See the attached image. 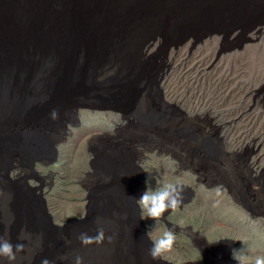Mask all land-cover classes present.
<instances>
[{
  "label": "rangeland",
  "instance_id": "374dc122",
  "mask_svg": "<svg viewBox=\"0 0 264 264\" xmlns=\"http://www.w3.org/2000/svg\"><path fill=\"white\" fill-rule=\"evenodd\" d=\"M257 5L263 9L257 18L264 19V0ZM241 33L213 35L197 44L191 39L171 47L168 54L159 37L145 49L144 68L127 95L113 92L115 84L109 83L107 93H92L95 88L87 94L52 92L36 98L25 112L11 109L24 112L21 115H0V199L14 198L5 208L0 204V236L25 245L15 264H41L44 259L75 264L77 256L83 264H238L234 249L240 255L264 256V212L253 213L231 196L228 184L215 178L214 163L204 159L198 142L199 126L214 119L216 125H225L220 135L223 151L236 161L245 147L264 141V25L252 34ZM115 72L108 69L101 78ZM154 116L157 120L151 119ZM22 121L36 123L40 134L45 129L49 153L29 161L15 151L11 154L16 148L13 125ZM188 128H197V134L181 133ZM118 151L130 160L129 177L144 173V181L136 183L139 198L148 188L172 182L183 186V205L158 221L141 219L142 213L125 217L116 214L121 205L109 192L96 206L103 207L104 216L95 208L87 213L97 182L110 181L105 162ZM33 159L35 171L29 168ZM109 167L115 168L113 162ZM259 188L255 194L264 205ZM3 220L11 227L7 233ZM140 221L151 243L138 230ZM101 227L105 238H112L81 243L82 233L95 236ZM22 228L30 239L18 240ZM166 229L177 234L176 243L154 261L149 249ZM217 251L222 252L218 257ZM0 264L8 261L0 257Z\"/></svg>",
  "mask_w": 264,
  "mask_h": 264
},
{
  "label": "water",
  "instance_id": "95a60500",
  "mask_svg": "<svg viewBox=\"0 0 264 264\" xmlns=\"http://www.w3.org/2000/svg\"><path fill=\"white\" fill-rule=\"evenodd\" d=\"M257 1L0 0V115L24 111L52 92L107 93L109 83L127 95L144 68V51L159 37L168 54L191 39L252 34L264 25ZM111 68L116 72L101 78ZM13 126L16 150L39 148L45 129L40 134L28 121ZM189 129L181 133L191 135Z\"/></svg>",
  "mask_w": 264,
  "mask_h": 264
},
{
  "label": "clouds",
  "instance_id": "9594fccd",
  "mask_svg": "<svg viewBox=\"0 0 264 264\" xmlns=\"http://www.w3.org/2000/svg\"><path fill=\"white\" fill-rule=\"evenodd\" d=\"M53 115L55 117V113H53ZM38 141H40L39 148L38 147L34 148V145H32L30 150H22V149L20 150L19 148H17L16 150V148H11L10 152L11 154L13 153V151H15L16 153H20L25 158L26 161L31 160L33 156H36L38 158L42 156L44 153H49L50 142L48 140L47 134L44 137L38 139ZM137 150H141V146L138 145ZM116 155H118L116 158H113L111 156V158L107 160V162H105V170L107 174L110 176V181L107 183H104L102 181L97 182V184L95 185V189L93 190V192L94 191L96 192V195L89 198L90 203L86 207L87 213L90 212V208H95V212L97 214L104 216L105 212L103 210V207H100L98 209L96 206L100 205L101 198L109 192L112 193V195L116 198V201L121 205V211L116 214H121L125 217L128 216L139 217L140 213H142L143 215L141 219L151 218L155 221H158L169 210L176 211L183 205L184 203L183 186L172 182L162 183L159 187H155L154 189L148 188V190L145 191L139 198L138 197L139 186L136 185V183L138 180H141V182L144 181V177H142L144 173L142 172V174H137L133 177H129V172L131 169L130 160L125 154L119 151L116 153ZM55 156H57L56 150H55V155L53 157ZM9 157L7 159H9ZM112 162L113 165L115 166L114 169L109 167V165ZM35 163L37 162L33 159L29 167L33 171H35L36 168ZM94 175H97V173H95ZM235 176H236L235 180L240 182L239 187H237L235 183L233 185H229L227 183L229 186L226 184L228 189L230 190V193L232 194L231 196L234 197L235 200L237 199L239 201H243L245 203V207L253 213L257 209H259L261 212H264L261 210V208L264 210L263 202L260 203L258 197L256 196L257 194H255V192H260V188L257 185V183L256 182L249 183L247 179L242 178V176L240 175H235ZM217 177L219 178L220 182H225L223 180V175H220L218 173ZM109 187H111V189H109ZM11 199L14 200V198H11L9 196H7V200L0 199V204L2 205V208H5L7 205L11 204V202H13ZM96 201L98 202L97 205H95ZM104 201H107L106 197ZM134 207L137 208L138 210L137 212L134 211ZM14 213L21 216V220L23 222L24 217L23 214H21L22 212L17 211ZM3 223H4V231L5 230L10 231L11 230L10 225L7 227L4 220ZM107 223H110V221H107L105 225ZM25 225H27V222L25 223ZM146 229L147 228L142 223L140 225V229L138 230H141L142 236L144 238H149L147 236ZM33 230L35 231L34 228ZM30 238H31V234L28 233L26 229L22 228L20 231V235L18 236V240L22 241ZM79 238L82 244L87 245L91 243L101 244L103 243L104 239L108 241L112 237L105 238L104 229L101 227L97 229V234L95 236H89L87 233H82ZM176 239H177V234L172 229H166L161 237L152 241V247L149 249V256L151 257V259L154 261L159 260L165 253L172 251L173 246L176 243ZM24 250H25V245L23 243H17L14 245L11 242L10 238H5L0 236V257L6 258L8 264H15V261L17 259V253H21ZM221 253H222L221 251L219 253H216L217 257ZM240 253H241L240 251L234 249L232 254L233 259L238 261V264H247V261L249 260H252L253 264H264V256H255L253 258L247 255H240ZM61 259H64V257H61ZM41 264H51V262L48 261L47 259H44L41 261ZM75 264H83V258L77 256L75 259Z\"/></svg>",
  "mask_w": 264,
  "mask_h": 264
},
{
  "label": "flooded vegetation",
  "instance_id": "af4514ba",
  "mask_svg": "<svg viewBox=\"0 0 264 264\" xmlns=\"http://www.w3.org/2000/svg\"><path fill=\"white\" fill-rule=\"evenodd\" d=\"M264 100V99H263ZM189 120V119H184ZM216 120L214 119L211 123H207L199 126V133L209 136L212 138V143L210 144V160L214 163L215 178L219 180L217 172V162L222 164V156L230 157L231 161H236L234 157L228 156L224 153L222 144L223 140L220 137L224 132L225 125H216ZM192 121V120H190ZM215 122V123H214ZM232 128V127H231ZM197 129V128H195ZM187 132H193L192 134H197V130L192 131V129L187 130ZM230 132V128L227 129ZM246 133V132H245ZM210 138V139H211ZM257 141H255L251 146L244 148V151L239 152L236 164L233 165V176L240 175L242 178L247 179L249 183L256 182L258 186L261 187L262 196H264V141L256 146ZM219 167V166H218ZM137 207V206H136ZM138 208V207H137ZM217 251L216 253H219Z\"/></svg>",
  "mask_w": 264,
  "mask_h": 264
},
{
  "label": "bare ground",
  "instance_id": "6f19581e",
  "mask_svg": "<svg viewBox=\"0 0 264 264\" xmlns=\"http://www.w3.org/2000/svg\"><path fill=\"white\" fill-rule=\"evenodd\" d=\"M144 106H145V102H144ZM143 113L146 114L145 112H143ZM145 116H147V115H145ZM144 119H146V117ZM151 119L157 120V118L155 116L153 118L151 117ZM200 136H201V138H200V140L198 142L201 143L200 144L201 145L200 146L201 151H203V153H205V157L204 156L203 157H204V159L207 158V160H209V156H210L209 146H210V144L208 142H211L212 143V138L209 137V136L203 135V134L200 135ZM187 143L189 144L190 142H187ZM222 160L224 162H227V164L224 167H222L223 166V161H222L221 167H218L217 166V172L220 175H223V180L226 183H228L229 185H233L235 183V185L237 187H239L240 186V182H238V181L235 180L236 179V176L233 177V169H234V166H233V163L231 161V158L230 157H226V156H222ZM227 169L231 173L226 172Z\"/></svg>",
  "mask_w": 264,
  "mask_h": 264
}]
</instances>
